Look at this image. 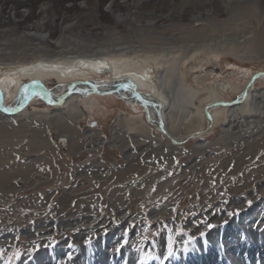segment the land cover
<instances>
[{"label": "rangeland", "instance_id": "rangeland-1", "mask_svg": "<svg viewBox=\"0 0 264 264\" xmlns=\"http://www.w3.org/2000/svg\"><path fill=\"white\" fill-rule=\"evenodd\" d=\"M96 51L110 62L125 63V70L153 65L171 106L166 124L173 135L185 137L205 129L201 110L208 101L237 100L252 76L264 73V0H0V66L10 74L15 66L48 61L45 54L74 64ZM6 74L0 72V89L6 107L16 108L26 82L17 88V80ZM89 77L98 84L113 76ZM38 82L57 87L55 80ZM141 84L146 91L153 87ZM252 85L243 113L218 109L207 134L182 145L147 124L142 108L130 109L110 95L90 94L89 101L55 107L40 96L16 117L0 113V264H75L85 250L98 246V264H129L123 257L137 264L132 245L147 235L157 247L143 243L139 248L162 257L167 229L182 233L175 236L174 256L144 263L222 264L217 249L207 246L218 230L220 246L234 255L264 242V77ZM86 102L92 104L86 108ZM57 120L74 130L65 146ZM96 121L98 127L89 124ZM128 124L137 125L135 134ZM237 208L239 216L199 239L205 229L193 227L194 220L208 215L220 224L227 219L220 209ZM213 211L220 214L211 216ZM146 218L148 232L143 231ZM129 224L135 225L129 246L115 254ZM160 229L165 231L151 235ZM184 232L197 237L186 254ZM92 237V245L84 246ZM43 244L54 248L27 255ZM198 244H204L199 252Z\"/></svg>", "mask_w": 264, "mask_h": 264}, {"label": "bare ground", "instance_id": "bare-ground-1", "mask_svg": "<svg viewBox=\"0 0 264 264\" xmlns=\"http://www.w3.org/2000/svg\"><path fill=\"white\" fill-rule=\"evenodd\" d=\"M27 35V34H26ZM49 42V41H48ZM51 43V41L49 42ZM55 44V43H53ZM57 44V43H56ZM55 44V45H56ZM59 44V43H58ZM54 45V47H55ZM53 48V47H52ZM127 51V50H126ZM42 52V50H41ZM50 52V51H49ZM104 52V51H103ZM124 52V50H123ZM128 52V51H127ZM51 53V52H50ZM49 55H52L49 54ZM66 55V54H65ZM75 55V54H74ZM44 56V55H43ZM56 57L58 56L57 54L55 55ZM52 57V56H51ZM93 58L89 59L88 61H84V60H80L78 59L79 61H74V64L73 62L72 63H67L65 64L64 62L63 63H57V62H54L52 61L51 59L47 58L46 54H45V58L48 59V61L46 62H34L32 64H22V65H18V66H15L11 71V74L9 71H6L3 70L4 67L1 68L0 66V72H2L3 74L7 73L5 75V77L7 76L8 78L12 79V81H16L18 82V85H16V87L18 88L19 85H21L22 83H25L26 82V85L27 83H33L34 86H36V82L38 81H44V80H55V82L57 83V87L53 88V93L52 94V98L51 100L52 101H55L57 102L59 100V98H61L62 95L59 94V92H63L62 91V86L64 85H69L70 83H67L69 80L68 78H74L73 80L75 82H79V83H82V82H87V81H91L90 79V74H98L100 77H103L105 75H110V76H113L111 78V80L109 81H98V84H96L95 87H87V86H84V85H80V86H75V88L77 89L76 90V94L74 96H72L71 98L67 99V102L64 103L63 105L65 106L66 104H70V103H74L73 101H75V99L77 100H87L89 101V97L91 95H88L86 94L88 91L91 92V91H95V92H98V93H104V92H108L109 94L107 95H110L113 96L115 99H118L120 101H122L127 107H129L130 109H133V110H136L137 108H142L144 111H143V115L145 118H146V123L149 124L151 127H153L154 129H156L158 132H159V128H158V123H157V120H158V117H157V113H156V110L153 109L152 107H143L141 103H139V101L137 99H135V97L132 96V92H131V88L128 87L124 90H116L115 87H110L112 84H114V86H117L118 84H120L121 82H131L132 84H134L136 86V91L137 93H139L141 95V97L147 101H151V102H154L158 105H160L161 107V115L163 116V118L165 119L166 118V114H165V110L166 108L168 109V107H171L170 106V102L168 100L167 97L164 96L162 90H161V87L158 86V78L157 79V74L156 72L154 71L155 69H153V65H151L152 67H144V68H140L138 70H125L124 67H125V63L124 64H120L118 65L116 62H113V61H109L107 59H105L106 56H102V52L100 51H96L93 55H92ZM62 58V57H61ZM127 58V57H126ZM64 59V58H63ZM76 59V58H75ZM51 60V61H50ZM55 60V59H53ZM111 60V59H110ZM120 60V59H119ZM127 60V59H126ZM133 60V58H132ZM148 60V59H147ZM124 62V61H123ZM131 64V63H130ZM129 64V65H130ZM133 65V64H132ZM127 66V65H126ZM147 66V65H146ZM143 67V66H142ZM158 67V66H157ZM84 68H87V69H90L92 70V73L88 72L87 70H84ZM162 70V69H160ZM159 70V71H160ZM170 70V69H169ZM96 71V72H95ZM162 72V71H160ZM86 73V75H85ZM75 74V75H74ZM79 78H82V79H79ZM94 78V77H93ZM4 79V78H3ZM9 81V80H8ZM72 81V82H74ZM166 81V80H165ZM7 82V81H6ZM10 82V81H9ZM71 82V83H72ZM94 82V81H92ZM97 82V81H96ZM95 82V83H96ZM141 82H144V83H150L153 85L152 88H150L149 90L146 91V88L141 84ZM15 83V82H14ZM40 83H43V82H40ZM112 83V84H111ZM260 83V82H259ZM47 84V83H46ZM111 84V85H110ZM160 84V83H159ZM24 85V84H23ZM22 85V86H23ZM26 85L23 86V89L21 90L22 92L20 93L19 95V101H18V104L16 107H18L21 103H23L24 101V96H25V87ZM162 85V84H160ZM165 85V84H164ZM9 85H6V90L9 89ZM247 86V85H246ZM245 86V88H246ZM4 87V86H3ZM49 87V86H48ZM47 87V89H48ZM165 87V86H163ZM253 85H251L249 87V89L247 90L246 92V101L248 100V98L250 97V92L252 91V88ZM62 88V89H61ZM243 88V87H242ZM244 88V89H245ZM65 89V88H64ZM63 89V90H64ZM8 91V90H7ZM16 91V90H15ZM14 91V92H15ZM13 92V93H14ZM65 93V92H64ZM63 93V94H64ZM94 94V93H93ZM92 94V95H93ZM243 94V93H242ZM241 94V96H242ZM38 97H42L43 100L45 98V95L41 94V93H37ZM13 96V95H12ZM94 96V95H93ZM103 96H106V95H103ZM9 97V96H8ZM37 97V96H36ZM99 97H102V96H99ZM108 97V96H107ZM9 99V98H8ZM7 99V100H8ZM92 99V98H91ZM99 99V98H98ZM0 100H2V104L4 106V108H7L6 105H5V100H6V93L4 91H2L0 89ZM36 100V99H35ZM113 100V99H112ZM231 100V99H230ZM33 101V100H32ZM31 101V102H32ZM111 101V100H110ZM114 101V100H113ZM223 100L222 99H219V100H216V99H212L210 101H208V103L206 104V106H210V105H215V104H219V103H230V102H222ZM1 102V101H0ZM8 102V101H7ZM96 102V101H94ZM245 101H243L242 104H244ZM248 102V101H247ZM7 104V103H6ZM92 103H90L89 105H91ZM111 104V103H110ZM241 104V105H242ZM62 105V106H63ZM88 103L86 102V104H84V106H89ZM172 105V104H171ZM236 106V107H232V108H224V107H212L209 109V115L211 116V119H212V126H214V122H215V118L217 117V113L219 114L220 111H223L224 110H236V111H239L241 113L244 112V108L243 106ZM106 106V105H105ZM81 107V106H80ZM52 108V107H51ZM59 108V107H58ZM63 108V107H62ZM85 108V109H86ZM101 108V107H100ZM105 108V107H104ZM205 108V107H204ZM203 108V109H204ZM27 109V108H26ZM70 111H69V116L72 117L73 114L72 112L74 111V109L72 108H69ZM103 109V108H102ZM108 109V108H107ZM171 109V108H170ZM203 109L201 110V115L202 117H204L205 121L208 123L206 117L203 115ZM218 109H221L220 111H218ZM224 109V110H222ZM83 110V109H82ZM172 110V109H171ZM169 110V112L171 111ZM217 110V111H216ZM25 111V110H24ZM63 111V110H62ZM78 111V110H77ZM24 113V112H23ZM21 113H19L20 115ZM76 114V113H75ZM170 114V113H169ZM168 114V116H169ZM18 114L14 115V116H10L8 118H11V117H16ZM128 116V115H127ZM3 117V116H2ZM6 116H4L5 118ZM170 117V116H169ZM18 118V117H17ZM122 118V117H121ZM168 119V118H166ZM165 119V126H164V131L165 133H161V135L165 136V137H168L169 139H173L175 140L178 144L181 143L182 141H184L187 137L189 136H192V134L194 132H191L190 134L191 135H186L184 137V135L182 137H176L175 135H173V133L170 132V128L168 127L169 124H166V120ZM217 119V118H216ZM60 120V119H58ZM57 120V124H59L60 127V131H61V134L60 136L63 138V139H66V138H71L68 134V132H74V130L67 126L64 125L62 122H58ZM128 120V119H127ZM142 120V119H141ZM169 120V119H168ZM118 121V120H116ZM133 121V120H132ZM120 122V121H119ZM134 122H136V120H134ZM140 122V121H139ZM168 123V121H167ZM56 124V125H57ZM123 124V123H122ZM141 125V124H140ZM128 126H130V130H133L132 133H136L137 130V125L136 124H128ZM207 127V125H206ZM205 127V128H206ZM147 128V127H146ZM138 129V128H137ZM116 130V129H115ZM118 130V129H117ZM151 130V129H150ZM126 132V131H125ZM149 133V132H148ZM160 133V132H159ZM196 133V131H195ZM92 135V134H91ZM142 135V134H141ZM156 135V134H155ZM66 137V138H65ZM96 137V136H95ZM200 137V136H199ZM161 138V137H160ZM167 138V139H168ZM168 139V140H169ZM193 139H198L197 137L195 138H192L191 140ZM67 140V139H66ZM170 141V140H169ZM41 143V142H40ZM99 144H103L100 140V143ZM156 146V145H155ZM154 147V146H153ZM48 150V149H46ZM84 151V150H83ZM72 152V151H71ZM2 175H0V180L2 181L3 177H1ZM5 182H7V179H5ZM251 230V229H250ZM102 235V234H100ZM251 235H255L257 236V233H252ZM221 237H222V234H221V231H217L216 233H214V235L212 236L211 239H208L207 241V246L209 247V245H212L214 246L217 250L216 253L218 255V257L220 256L221 259V263L222 264H240V259H243L244 261V264H264V242H258V243H253L251 246H248L247 247V250L244 251L245 247L243 249H241L240 252H237V255H234V251H230V248L227 250V249H223L220 244H222L221 242L219 243V241L221 240ZM83 238V237H82ZM257 241H260L259 239H255ZM245 241V240H244ZM81 245V243H79L78 247ZM204 244H198V249H196V251H200L201 249H203L204 247H202ZM219 245V246H218ZM260 245H262L261 249L259 248ZM77 246V245H76ZM217 246V247H216ZM235 246V245H234ZM103 247V246H102ZM236 249V248H235ZM100 251V248L98 246V250L97 248H94L92 247V250H88L84 252V257L83 256H79L77 258V262L75 264H98L96 263L97 260L95 258V255H94V252H98ZM209 251V250H207ZM239 251V250H237ZM104 252V251H103ZM233 252V254L231 253ZM102 253V252H101ZM185 253V252H184ZM230 253V254H228ZM244 253H246L244 255ZM78 254V253H77ZM186 254V253H185ZM77 257V256H76ZM184 257V256H183ZM123 258H128L129 259V264H135L133 258H129V257H123ZM76 259V258H75ZM65 260V259H64ZM101 262L99 264H103L105 262H102V260H100ZM107 261V260H106ZM189 263V262H188ZM68 264V263H67ZM144 264H147V262H145Z\"/></svg>", "mask_w": 264, "mask_h": 264}, {"label": "snow or ice", "instance_id": "snow-or-ice-1", "mask_svg": "<svg viewBox=\"0 0 264 264\" xmlns=\"http://www.w3.org/2000/svg\"><path fill=\"white\" fill-rule=\"evenodd\" d=\"M0 110H2L4 112H12L15 109L12 108V107H8V108H0ZM168 175H171V173H169ZM219 195L221 197H223L225 195V193L221 192V193H219ZM223 203L225 205H227L228 201L224 200ZM251 203L252 202L250 200L247 201V205L248 206H251ZM157 207H159V206H157ZM173 211H175V209H173ZM220 212H223V215L227 217V219H224L220 224H215V223L211 222L208 215H206L203 219L194 220L193 227H198V226L202 225L203 228L205 229L203 231H199V239H201V240L205 239L207 233L212 231L213 229H223L229 223L230 219L240 215V209L239 208L235 209L234 211H226V212H224L223 209H220ZM220 212L213 211V212L210 213V215L211 216H216V215L220 214ZM101 215H103L102 212H101ZM192 216L195 217V213H192ZM143 223L148 225L147 227H145L143 229V231L144 232L150 231V222L147 220V218L143 221ZM112 226L113 227H118V224L116 223L115 220L112 221ZM134 227H135V225L129 224L123 230L122 238H121L120 242L118 243V245L114 248V253L115 254L121 253V251L123 249H125L126 247L129 246V237H130V234H131L132 229ZM162 231H165V230L164 229H160L159 231H152L151 235L153 237H157V236H159L161 234ZM169 233H172L171 229H167L166 232H165V236H166V246H165L166 247V251L164 252L162 257L157 256L152 251H144L143 249L139 248V244H143V243H150V247L152 249H155L157 247V245L155 243L149 242V237L147 235L142 236L137 244H133L130 250H133V251L137 252V264H144L145 260H148V261L166 260V259H169V258L173 257L174 256L173 245L175 243V236L176 235H181L182 233H181V231L179 229H177L174 234H169ZM102 234H103L104 237L107 236V234H108V228L107 227L102 229ZM183 235L184 236H188L187 232H184ZM95 238L96 237L86 238L84 240V242H83L84 246H91L92 243H93V240ZM196 239H197V237L195 235L188 236V238L183 241V244H184L183 251L184 252H189V250H190L189 246L192 245L193 241H195ZM41 247H44V248L53 247L54 248V245H49V244L37 245V246L33 247L32 249H29L27 255L34 256L35 252L39 251ZM66 247L71 249L73 247V245L72 244H68ZM14 255H15V257L17 259H19L21 257V253L20 252H15ZM72 259H73V257L71 255H68V260L71 261Z\"/></svg>", "mask_w": 264, "mask_h": 264}, {"label": "water", "instance_id": "water-1", "mask_svg": "<svg viewBox=\"0 0 264 264\" xmlns=\"http://www.w3.org/2000/svg\"><path fill=\"white\" fill-rule=\"evenodd\" d=\"M263 77H264V73H258L256 75H253L252 78L250 79V82L248 83V85L244 89L242 96L238 97L237 100H234L230 103H219V104H215V105L206 106L203 109V115L206 117L208 123H207V127L203 131L196 132V133L192 134V136L187 137L184 141H182L179 144L175 140L169 139L168 137L167 138L173 144H176V145L181 144L182 145L183 143H186L187 141L191 140L192 138L207 134V132L212 127V119H211V116L209 115V109L212 107H217V106L218 107H224V108H232V107H236V106L241 105L243 103V101H245V99H246V92L249 89V87L254 83V81H256L259 78H263ZM80 85H84L87 87H95L96 83L92 82V81H87V82H82V83L73 82V83H70L69 85H64V86H62V88H65V93L61 96V98H59V100L57 102H55V101L51 100L52 94H54L52 91L53 89H47L45 86H43L39 82H36V86H34L33 83H31V84L27 83L26 87L24 88L25 89V96H24L23 103H21L18 107L14 108L15 110L12 112H4V111L0 110V113L6 117L14 116L16 114L21 113L22 110L30 103L31 100H33L36 96L38 97L37 93H41V94L45 95L44 101L49 106H52V107L61 106L67 102V99L71 98L72 96H74L76 94L77 89L75 88V86H80ZM110 87H115L116 90H124V89L130 87L131 92H132V96L135 97V99H137L139 101V103L142 104L143 107H146V108L152 107L153 109L156 110L157 117H158L157 123H158L159 132L163 133V134L165 133V131H164L165 121H164L163 116L161 115L162 111H161L160 105L143 99L141 97V95L139 93H137L136 86L134 84H132L131 82H121L117 86H114V84H112ZM93 93L95 95H98V96H103V95L109 94L108 92L98 93V92H95L94 90L91 92L88 91L86 94L90 95ZM0 101H1L0 102V108H4V106L2 104V100H0ZM87 126L90 127L89 124H87ZM60 143L62 146H65V139H60Z\"/></svg>", "mask_w": 264, "mask_h": 264}, {"label": "flooded vegetation", "instance_id": "flooded-vegetation-1", "mask_svg": "<svg viewBox=\"0 0 264 264\" xmlns=\"http://www.w3.org/2000/svg\"><path fill=\"white\" fill-rule=\"evenodd\" d=\"M89 124H90V125H93V126H94V128L99 126V124H98V122H97V121H96V122H93V123H89Z\"/></svg>", "mask_w": 264, "mask_h": 264}]
</instances>
